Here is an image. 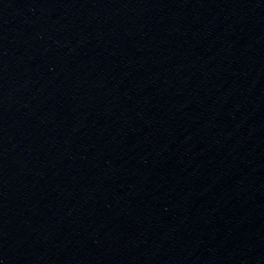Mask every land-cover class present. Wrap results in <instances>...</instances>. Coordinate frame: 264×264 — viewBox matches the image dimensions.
Listing matches in <instances>:
<instances>
[{"label": "water", "instance_id": "1", "mask_svg": "<svg viewBox=\"0 0 264 264\" xmlns=\"http://www.w3.org/2000/svg\"><path fill=\"white\" fill-rule=\"evenodd\" d=\"M0 264H264V0H0Z\"/></svg>", "mask_w": 264, "mask_h": 264}]
</instances>
